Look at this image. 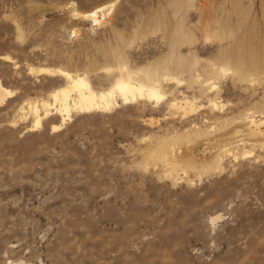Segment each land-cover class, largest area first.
<instances>
[{
  "label": "rangeland",
  "instance_id": "rangeland-1",
  "mask_svg": "<svg viewBox=\"0 0 264 264\" xmlns=\"http://www.w3.org/2000/svg\"><path fill=\"white\" fill-rule=\"evenodd\" d=\"M172 42L196 72L162 100L45 115ZM0 82V264H264V0H0Z\"/></svg>",
  "mask_w": 264,
  "mask_h": 264
},
{
  "label": "bare ground",
  "instance_id": "bare-ground-1",
  "mask_svg": "<svg viewBox=\"0 0 264 264\" xmlns=\"http://www.w3.org/2000/svg\"><path fill=\"white\" fill-rule=\"evenodd\" d=\"M113 6L115 7L114 3L107 6L104 5L103 7L85 13L84 17L90 19L95 24L101 23L102 19L104 20L105 16L112 11ZM184 43L185 42H172L170 57L164 59L155 67L142 69H136V67L132 69L125 63L122 54L120 52H115L116 74L109 87L102 88L99 91H96L92 87L87 78L63 73L62 75L68 80L67 86L52 94L54 104L49 102L42 103V107L45 108V115L50 114V107L53 105L56 106V110L63 115V120H66L70 117L72 111L90 112L93 110H109L116 106L121 100L125 102L138 99L156 102L162 100L167 94L166 90L173 86L172 81L179 85L181 83L179 79L180 75H184L187 70L189 73L196 72V62L192 61L193 63H191L190 66L186 65L183 57L179 55V49ZM228 63L232 64L229 59ZM41 71L52 73L47 69H42ZM237 73L240 77L243 76L242 69H239ZM9 93L10 92L5 89L0 82V97L2 100L5 99ZM73 93L76 95L75 98L72 97ZM189 103L188 101L180 104L172 103L171 109L183 108L185 112V110H188ZM30 109L36 116V125H39L42 121V116L39 113L40 109L38 105L32 106ZM174 110L172 113H174ZM158 147L155 156L174 171L177 165L171 162V155L174 153L175 149L168 148L166 144H161Z\"/></svg>",
  "mask_w": 264,
  "mask_h": 264
}]
</instances>
